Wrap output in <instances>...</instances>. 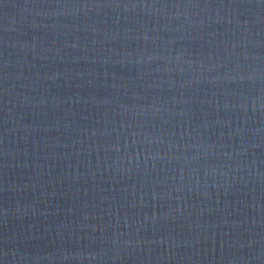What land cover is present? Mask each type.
I'll list each match as a JSON object with an SVG mask.
<instances>
[{"label":"water","instance_id":"95a60500","mask_svg":"<svg viewBox=\"0 0 264 264\" xmlns=\"http://www.w3.org/2000/svg\"><path fill=\"white\" fill-rule=\"evenodd\" d=\"M0 264H264V0H0Z\"/></svg>","mask_w":264,"mask_h":264}]
</instances>
